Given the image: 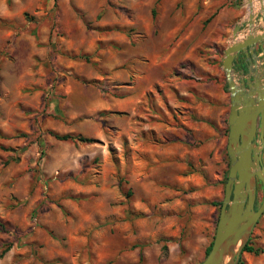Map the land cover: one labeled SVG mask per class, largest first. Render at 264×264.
<instances>
[{"label":"rangeland","instance_id":"obj_1","mask_svg":"<svg viewBox=\"0 0 264 264\" xmlns=\"http://www.w3.org/2000/svg\"><path fill=\"white\" fill-rule=\"evenodd\" d=\"M250 13L248 0H0V264L206 258L230 169L223 59ZM250 245L263 252L245 264H264V214Z\"/></svg>","mask_w":264,"mask_h":264},{"label":"water","instance_id":"obj_2","mask_svg":"<svg viewBox=\"0 0 264 264\" xmlns=\"http://www.w3.org/2000/svg\"><path fill=\"white\" fill-rule=\"evenodd\" d=\"M259 1L260 10L249 15L250 32L237 41L238 25L223 59L231 99L227 147L230 169L211 250L200 264H238L264 214V30L258 33L252 29L260 17L264 20V0ZM259 44L261 55L256 51ZM241 53L247 59V72L234 68ZM258 181L263 187V200L256 209Z\"/></svg>","mask_w":264,"mask_h":264},{"label":"trees","instance_id":"obj_3","mask_svg":"<svg viewBox=\"0 0 264 264\" xmlns=\"http://www.w3.org/2000/svg\"><path fill=\"white\" fill-rule=\"evenodd\" d=\"M58 138L61 139V140H69V139H72V140H78V141H82V142H84V141L85 142H92L91 139L83 138L81 136H74V135H65V136H62V137H59L58 136ZM221 205L222 204H219V206H221ZM212 243L209 246V248L207 249L206 256L209 254V252L211 250ZM245 251L250 252V253H255L257 255L263 252L261 249H256L253 246H251L250 245V241H249L248 245L244 248V251L243 252H245ZM238 264H245V262L241 258Z\"/></svg>","mask_w":264,"mask_h":264},{"label":"flooded vegetation","instance_id":"obj_4","mask_svg":"<svg viewBox=\"0 0 264 264\" xmlns=\"http://www.w3.org/2000/svg\"><path fill=\"white\" fill-rule=\"evenodd\" d=\"M260 50L261 49V46L260 44L258 45L257 47V53H260ZM236 70L238 72H241V71H245L247 72V59H246V56L244 53H241V54H238L236 59H235V64H234ZM263 157H264V151H263ZM263 163H264V158H263ZM261 186V182L258 181V190H259V187ZM260 206H257L256 204V209H258Z\"/></svg>","mask_w":264,"mask_h":264},{"label":"bare ground","instance_id":"obj_5","mask_svg":"<svg viewBox=\"0 0 264 264\" xmlns=\"http://www.w3.org/2000/svg\"><path fill=\"white\" fill-rule=\"evenodd\" d=\"M248 2H249L251 13H256L261 8V3L259 0H248ZM252 29H253V31L256 32L255 25L253 26ZM237 41H240V40H238V37H237Z\"/></svg>","mask_w":264,"mask_h":264},{"label":"crops","instance_id":"obj_6","mask_svg":"<svg viewBox=\"0 0 264 264\" xmlns=\"http://www.w3.org/2000/svg\"><path fill=\"white\" fill-rule=\"evenodd\" d=\"M256 30L258 31V33H261L264 30V20L261 17L259 18V20H258V22L256 24ZM262 52L263 51L260 50V53L259 54L261 55ZM234 68H235V66H234ZM235 70H236V68H235Z\"/></svg>","mask_w":264,"mask_h":264}]
</instances>
